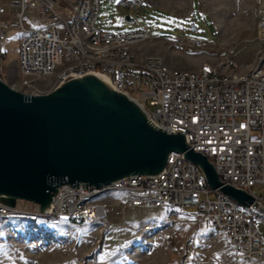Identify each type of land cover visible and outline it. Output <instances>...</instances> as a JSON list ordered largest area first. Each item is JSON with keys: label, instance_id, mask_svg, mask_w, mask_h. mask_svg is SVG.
<instances>
[{"label": "built area", "instance_id": "2783aa9c", "mask_svg": "<svg viewBox=\"0 0 264 264\" xmlns=\"http://www.w3.org/2000/svg\"><path fill=\"white\" fill-rule=\"evenodd\" d=\"M264 10V0H254ZM145 0H118L135 14ZM101 0H10L11 20L20 31L18 84L26 95L41 94L37 83L52 77L61 83L69 75L94 72L108 79L146 111L154 125L187 137V145L214 164L224 183L251 194L249 208L220 190H212L200 168L173 154L159 177L134 176L101 190L85 185L60 187L50 214L39 205L19 200L15 208L0 205V222L19 224L42 220L51 227L63 222L76 227H104L107 194H120L124 210L167 209L170 214L193 208L195 229L206 225L222 231L234 258L253 264L264 255V52L248 66L230 59L205 62L196 70L170 67L160 56L136 58L137 42L151 40L147 30L107 33L97 26ZM0 0V78L5 77L3 42L10 25ZM259 28L264 30V19ZM169 50L180 49L164 38ZM198 50L207 45L193 41ZM150 109L153 111L151 112ZM169 222H172L170 217ZM152 224L144 232H154Z\"/></svg>", "mask_w": 264, "mask_h": 264}, {"label": "rangeland", "instance_id": "374dc122", "mask_svg": "<svg viewBox=\"0 0 264 264\" xmlns=\"http://www.w3.org/2000/svg\"><path fill=\"white\" fill-rule=\"evenodd\" d=\"M2 6L8 11L4 21L10 25L3 42L9 69L18 60L20 31L11 20L10 0H2ZM258 9L254 0H146L135 14L119 7L118 0H101L97 26L107 33L146 29L151 40L135 44L136 58L160 56L175 69L195 70L193 65L203 61L226 59L239 66L252 55L251 65L264 52L258 46L264 30L257 35L255 29L261 21L259 13L264 15V10ZM187 10L188 17L181 15ZM127 17L132 21L128 22ZM164 38L173 39L180 49L166 48ZM193 41L205 43L206 49H196ZM217 43L223 46H212ZM242 54L243 60L237 58ZM17 72L8 70L3 81L26 94L18 84ZM58 84L46 77L37 86L41 93H47ZM255 193L264 196L262 189ZM121 198L120 194L101 197L100 201L108 206L104 227H76L67 222L46 227L40 219L19 224L0 222V264H245L234 258L222 231L209 230L192 244L189 238L168 230H177L185 220H195L193 208L173 214L162 208L124 210L118 205ZM257 222L264 237V220L259 218ZM148 224L156 230L144 232ZM160 231L166 232L158 234ZM191 244L197 257L188 261L186 252ZM253 264H264V255Z\"/></svg>", "mask_w": 264, "mask_h": 264}, {"label": "water", "instance_id": "95a60500", "mask_svg": "<svg viewBox=\"0 0 264 264\" xmlns=\"http://www.w3.org/2000/svg\"><path fill=\"white\" fill-rule=\"evenodd\" d=\"M100 77L71 74L36 96L0 78V205L29 201L50 214L64 185L101 190L134 176L159 177L173 154L197 165L212 190L253 205L248 192L224 186L186 136L157 128L139 103Z\"/></svg>", "mask_w": 264, "mask_h": 264}, {"label": "crops", "instance_id": "0c3cea01", "mask_svg": "<svg viewBox=\"0 0 264 264\" xmlns=\"http://www.w3.org/2000/svg\"><path fill=\"white\" fill-rule=\"evenodd\" d=\"M1 4H2V0H1ZM171 6H173V5L171 4ZM258 10L260 11V8ZM7 13H8V11H7ZM176 13H180V12H176ZM189 13L190 12H188V10H187V13H183L181 15H184V16L188 17L190 15ZM259 16H260V20L262 21L264 19V15L259 13ZM259 24H258V28L257 27L255 28L257 35H259V31L261 32V34L263 32V30H261L259 28ZM20 41H21V38H20ZM215 43H216V41L213 44H215ZM213 44H212V46H218V47H222L223 46V44H221V43H217V45H213ZM258 46H259L260 50H264V38L263 37L260 39V43H259ZM19 49H20V44H19ZM3 50H4V48H3ZM131 51H132L133 55L136 56L135 44L132 45ZM4 52L6 54V57L3 60V66H4V69H5V76L7 75L8 70H9V73H10L11 71H14L16 69L18 71L17 73L19 74V70H18L19 55H18L17 62L14 63V64H12V65H10V67L8 69V68H6V65H5L6 58H7V53H6V51H4ZM242 56H243V54L240 55V56H238L237 58H240V60H243V57ZM246 60L247 61H243L241 63V65L248 66L252 62V60H253L252 59V55H250V58H248ZM205 62H209V61H203V62H201L199 64L193 65V68L196 70V69H198ZM182 225L183 226H179L178 228H176L177 230H172L170 228H168V230L171 231V232H176L179 236H182L183 235V236L189 238L191 240L192 244H194L196 242V240H197V238L199 236L205 235L209 231V229L207 228L206 225H202L199 229H195L194 220H189V221L188 220H185ZM164 232H166V231H160V233H158V234H161V233H164ZM192 244H191V246L188 248V250L186 252V260H188V261L189 260H193L195 257H197V255L195 253V249H192L194 247V245H192Z\"/></svg>", "mask_w": 264, "mask_h": 264}, {"label": "bare ground", "instance_id": "6f19581e", "mask_svg": "<svg viewBox=\"0 0 264 264\" xmlns=\"http://www.w3.org/2000/svg\"><path fill=\"white\" fill-rule=\"evenodd\" d=\"M100 79H102L105 83H108L105 77L104 78L100 77Z\"/></svg>", "mask_w": 264, "mask_h": 264}]
</instances>
